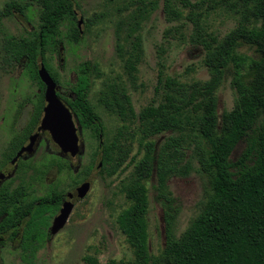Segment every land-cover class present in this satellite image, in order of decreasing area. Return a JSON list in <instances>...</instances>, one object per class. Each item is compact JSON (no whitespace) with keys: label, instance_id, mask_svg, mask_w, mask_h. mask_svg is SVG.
<instances>
[{"label":"trees","instance_id":"1","mask_svg":"<svg viewBox=\"0 0 264 264\" xmlns=\"http://www.w3.org/2000/svg\"><path fill=\"white\" fill-rule=\"evenodd\" d=\"M158 2L135 0L132 5L141 16L149 18L158 10ZM163 2L169 22L186 20L192 25L191 41L205 51L209 79L183 83L160 71L156 91H163L164 99L146 106L138 116L127 91L119 84L111 86V104L120 119L140 121L138 144L142 157L136 163L133 158V173L126 188L132 205L118 220L134 251L133 264H264V0ZM34 4L39 7L38 30L24 37L7 35L3 48L7 64L22 66L44 92L38 64L49 48L57 56L62 55V41L57 39L59 23L65 16L75 17L76 4L74 0L12 1L0 11V24L4 18L25 14ZM218 11L237 20L236 27L222 38L210 31L206 22ZM66 37L77 42L81 37L79 26H68ZM141 47L142 42L137 40L138 53ZM245 47L254 55L242 52ZM139 61V54H135L125 63L131 80H136ZM91 69L90 62L80 65L77 79L59 96L71 109L82 133L90 131L94 139L100 140L103 122L86 99ZM227 76L236 98L231 110L220 113L218 94ZM38 100L34 125L41 118L44 95ZM125 137L120 131L110 145L101 148L103 171L110 176L125 163L128 152L123 154L118 146ZM57 164L61 169L64 166L63 160ZM193 172L205 180L203 197L193 221L175 237L180 203L170 180L187 178ZM82 181L77 180L76 186ZM150 194L162 207L167 237L158 254L150 245ZM23 197L36 194L31 187L0 189V237L27 216V211L22 212L15 202ZM33 206L35 203H29L28 213L36 211ZM85 262L99 264L90 256Z\"/></svg>","mask_w":264,"mask_h":264},{"label":"rangeland","instance_id":"2","mask_svg":"<svg viewBox=\"0 0 264 264\" xmlns=\"http://www.w3.org/2000/svg\"><path fill=\"white\" fill-rule=\"evenodd\" d=\"M12 1L25 4L29 0H0V11ZM133 1L74 0L75 17L65 16L59 23L57 39L62 41V55L57 56L49 48L40 60L39 63H44L55 76L59 91L68 89L71 81L77 79L80 65L92 64L86 99L102 120L104 129L100 140L94 139L90 131L84 132L80 136L82 155L71 159L76 167L73 181L90 182L91 190L87 198L76 205L66 228L47 242L43 237L27 244L5 242L0 246V264H86L88 256L96 258L99 264H133L134 251L118 220L132 205L126 197V188L133 173V158L136 157V163L142 157L138 144L140 121L138 118L120 119L111 104V86L119 84L127 91L138 116L146 106L164 99V92L156 91L160 71L163 76L177 78L183 83L209 79L204 65L205 51L191 41L192 25L186 20L169 22L163 12V0H158L159 8L149 18L139 14ZM38 10L34 4L25 14L4 18L0 24V158L7 146L11 115L23 106L18 122L25 125L38 98V87L25 74L24 68L7 64L4 42L7 35L24 37L37 31L40 25ZM206 22L209 30L221 38L237 25L236 18L223 11L212 13ZM70 25L79 26L81 37L77 42L68 41L66 37ZM137 40L142 42L139 53L135 48ZM241 51L254 55L248 47ZM135 54H139L140 61L136 80H131L126 74L125 63ZM230 83L227 76L219 91L220 113L234 106L236 94ZM120 131L126 137L118 146L123 154H128L124 165L110 176L103 171V166L100 167L101 148L110 145ZM50 148L56 149L52 142ZM53 182L61 183L59 187L63 190L71 189V179H65L57 170L50 171L48 183H44L53 186ZM204 184V178L196 172L187 178L170 180L171 190L180 203L175 237H179L197 215ZM47 185L41 187L44 189ZM150 202V245L152 252L158 254L167 241L163 210L153 194H150Z\"/></svg>","mask_w":264,"mask_h":264},{"label":"flooded vegetation","instance_id":"3","mask_svg":"<svg viewBox=\"0 0 264 264\" xmlns=\"http://www.w3.org/2000/svg\"><path fill=\"white\" fill-rule=\"evenodd\" d=\"M63 92L64 90L59 91L58 89V95L63 94ZM42 94L45 98V91L42 92L38 87V98L36 103H34V110L25 125H20L18 122V119L21 118L23 106H19L18 109L16 108L17 111L15 110L16 112L10 117L7 146L0 158V174L5 175V178L0 182V189L5 188L11 190L31 187L36 197H23L15 200L22 212L25 213L27 211V216L24 217L16 227L10 229L0 237V246L8 241L13 243L22 242V244L32 243L38 241L42 237L45 238L47 242L50 237L56 236L66 228L76 205L84 201L89 194L88 193L84 199H79L77 197L78 187L87 181L82 182L78 186H76L75 181H73L76 175V167L71 162V159L75 158L70 155H63L61 149L52 140L51 134L48 131H40L41 124L45 117L44 109L47 105L46 100L45 105L42 107L41 118L38 120V123L34 125L35 120H37L35 115L40 107L38 99ZM30 130L31 133L29 134ZM34 135H38L35 140L34 152L29 154L25 151L19 156V153L31 143V138ZM51 142L55 146V150L50 148ZM57 159H59V161H57ZM61 160L64 162L62 169L59 164H57ZM52 170H57L65 179H71L70 190H63L59 187L61 183L58 182H56V184L53 182V186L44 183H48V174ZM41 185H47V188L43 189ZM77 199L79 201H77ZM7 201L11 202L12 200ZM67 202H71L74 205L72 213L64 227L57 234L53 235L52 227L55 219L61 214L64 204ZM29 203H35L33 209L36 211H34V213H28Z\"/></svg>","mask_w":264,"mask_h":264},{"label":"water","instance_id":"4","mask_svg":"<svg viewBox=\"0 0 264 264\" xmlns=\"http://www.w3.org/2000/svg\"><path fill=\"white\" fill-rule=\"evenodd\" d=\"M38 75L46 87L45 100L47 103L44 109L45 117L41 124L40 131H48L51 134L52 140L61 149L63 155H70L73 158L81 156L83 144L81 143L80 136L82 135V129L79 128L78 124L75 122L72 111L60 99L57 83L42 62L38 64ZM37 137L38 135H34L31 138V143L19 153V156L25 151L29 154L34 152V145ZM101 166L102 163H100V167ZM4 178L5 175L0 174V182ZM90 189V182L83 183L77 189V197L79 199H84ZM73 207L74 205L71 202L64 204L61 214L55 219L52 227L53 235L57 234L64 227L72 213Z\"/></svg>","mask_w":264,"mask_h":264}]
</instances>
